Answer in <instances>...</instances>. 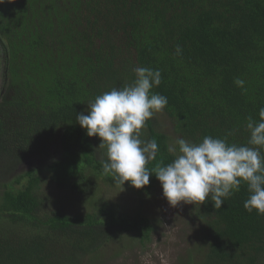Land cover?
I'll use <instances>...</instances> for the list:
<instances>
[{"label":"trees","instance_id":"trees-1","mask_svg":"<svg viewBox=\"0 0 264 264\" xmlns=\"http://www.w3.org/2000/svg\"><path fill=\"white\" fill-rule=\"evenodd\" d=\"M136 67L159 70L152 91L168 99L141 130L158 143L150 172L173 161L177 137L247 145L248 118L264 107V0H0V264H101L117 234L151 241L147 213L100 196L97 179L122 184L76 121ZM42 173L75 212L49 207ZM159 184L153 173L143 189L124 185L148 194ZM248 196L242 183L220 209L185 205L198 233L185 264H264V215L244 208Z\"/></svg>","mask_w":264,"mask_h":264},{"label":"clouds","instance_id":"clouds-1","mask_svg":"<svg viewBox=\"0 0 264 264\" xmlns=\"http://www.w3.org/2000/svg\"><path fill=\"white\" fill-rule=\"evenodd\" d=\"M181 52L177 46L176 54ZM133 71L132 83L98 95L88 102L87 114L81 112L76 117L89 137L100 138L99 148H106L103 171L113 174L119 184L130 182L136 189L149 185L154 173L163 197L173 207L211 200L214 208L220 209L244 183L249 193L244 208L264 215V107L259 109L258 120L248 118L247 145L229 144L227 138L212 136L200 142L177 137L168 146L173 161L150 172L146 164L156 159L158 143L155 139L142 140L141 130L167 106L168 99L152 91L161 84L159 70L136 67ZM234 83L244 85L239 78Z\"/></svg>","mask_w":264,"mask_h":264},{"label":"rangeland","instance_id":"rangeland-1","mask_svg":"<svg viewBox=\"0 0 264 264\" xmlns=\"http://www.w3.org/2000/svg\"><path fill=\"white\" fill-rule=\"evenodd\" d=\"M160 119L166 122L161 115ZM172 130L171 127L166 128L168 134H171ZM42 174L44 193L51 199L48 202L50 208L56 209L61 202L72 200L64 197L69 194L68 190L60 189L50 181L46 173ZM97 183L102 186L100 196L117 202L133 215L147 213L156 221V230L146 245L139 242L135 233L117 234L103 249L101 264H185L189 248L194 245L198 236L195 221L184 209L185 203L171 206L163 197L161 184L147 194L140 193L128 185L106 183L102 179H97ZM65 205L71 212L77 210V204L65 202ZM87 208V205H84V210Z\"/></svg>","mask_w":264,"mask_h":264}]
</instances>
